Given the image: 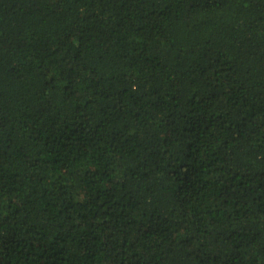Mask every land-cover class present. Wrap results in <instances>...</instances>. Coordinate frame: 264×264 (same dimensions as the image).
<instances>
[{
	"label": "trees",
	"instance_id": "1",
	"mask_svg": "<svg viewBox=\"0 0 264 264\" xmlns=\"http://www.w3.org/2000/svg\"><path fill=\"white\" fill-rule=\"evenodd\" d=\"M0 264H264V0H0Z\"/></svg>",
	"mask_w": 264,
	"mask_h": 264
}]
</instances>
